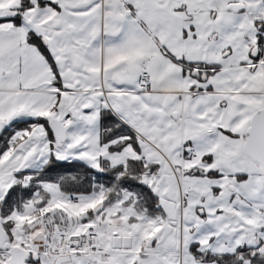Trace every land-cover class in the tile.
Returning <instances> with one entry per match:
<instances>
[{"label": "snow or ice", "instance_id": "1", "mask_svg": "<svg viewBox=\"0 0 264 264\" xmlns=\"http://www.w3.org/2000/svg\"><path fill=\"white\" fill-rule=\"evenodd\" d=\"M0 264H264V0H0Z\"/></svg>", "mask_w": 264, "mask_h": 264}]
</instances>
